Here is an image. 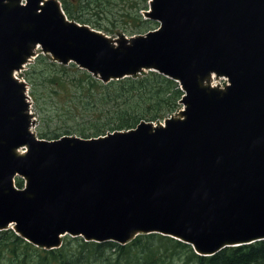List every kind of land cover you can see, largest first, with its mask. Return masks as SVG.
Wrapping results in <instances>:
<instances>
[{
  "label": "water",
  "instance_id": "water-1",
  "mask_svg": "<svg viewBox=\"0 0 264 264\" xmlns=\"http://www.w3.org/2000/svg\"><path fill=\"white\" fill-rule=\"evenodd\" d=\"M41 1L0 0V230L45 249L64 235L123 245L156 233L203 256L264 240V0H150L143 16L158 27L114 39ZM38 46L103 83L171 78L184 110L97 138L38 139L14 78ZM212 74L229 85L212 87Z\"/></svg>",
  "mask_w": 264,
  "mask_h": 264
},
{
  "label": "trees",
  "instance_id": "trees-1",
  "mask_svg": "<svg viewBox=\"0 0 264 264\" xmlns=\"http://www.w3.org/2000/svg\"><path fill=\"white\" fill-rule=\"evenodd\" d=\"M66 16L105 34H143L156 23L141 15L148 0H59ZM24 77L39 124L37 135L92 138L158 122L179 108L182 96L173 80L155 72L102 83L74 64L61 65L38 55ZM16 186L23 181L16 179ZM0 264H264V241L225 248L210 257L158 234L139 235L126 245L62 239L57 249L27 243L11 230L0 231Z\"/></svg>",
  "mask_w": 264,
  "mask_h": 264
},
{
  "label": "rangeland",
  "instance_id": "rangeland-1",
  "mask_svg": "<svg viewBox=\"0 0 264 264\" xmlns=\"http://www.w3.org/2000/svg\"><path fill=\"white\" fill-rule=\"evenodd\" d=\"M39 51V49H35V52H38ZM22 75H23V73L20 75V77H22ZM213 82V81H212ZM214 83V82H213ZM222 83V82H221ZM225 83V82H224ZM224 83H222V84H224ZM32 110V111H31ZM30 112L32 113L33 112V114L35 115H33L32 114V126H31V129H32V131L35 133V131H36V126L39 124V120H38V116H37V113L35 112V110H34V107H32L31 109H30ZM36 119H37V121H36Z\"/></svg>",
  "mask_w": 264,
  "mask_h": 264
},
{
  "label": "bare ground",
  "instance_id": "bare-ground-1",
  "mask_svg": "<svg viewBox=\"0 0 264 264\" xmlns=\"http://www.w3.org/2000/svg\"><path fill=\"white\" fill-rule=\"evenodd\" d=\"M45 1H46V0H42L41 3H40V5H43ZM22 152H23V151H22Z\"/></svg>",
  "mask_w": 264,
  "mask_h": 264
}]
</instances>
